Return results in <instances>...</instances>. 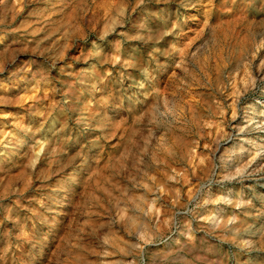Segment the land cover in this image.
<instances>
[{"label": "rangeland", "instance_id": "rangeland-1", "mask_svg": "<svg viewBox=\"0 0 264 264\" xmlns=\"http://www.w3.org/2000/svg\"><path fill=\"white\" fill-rule=\"evenodd\" d=\"M0 264H264V0H0Z\"/></svg>", "mask_w": 264, "mask_h": 264}]
</instances>
